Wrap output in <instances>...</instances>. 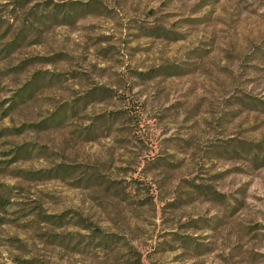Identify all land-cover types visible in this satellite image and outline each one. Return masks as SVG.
<instances>
[{
  "label": "rangeland",
  "instance_id": "rangeland-1",
  "mask_svg": "<svg viewBox=\"0 0 264 264\" xmlns=\"http://www.w3.org/2000/svg\"><path fill=\"white\" fill-rule=\"evenodd\" d=\"M0 264H264V0H0Z\"/></svg>",
  "mask_w": 264,
  "mask_h": 264
}]
</instances>
